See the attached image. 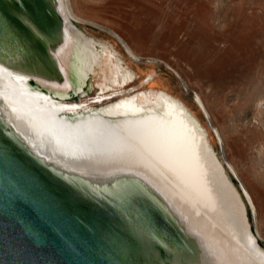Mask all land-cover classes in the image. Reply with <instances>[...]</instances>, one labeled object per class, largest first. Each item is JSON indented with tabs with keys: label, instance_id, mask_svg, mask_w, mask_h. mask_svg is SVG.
Listing matches in <instances>:
<instances>
[{
	"label": "bare ground",
	"instance_id": "bare-ground-1",
	"mask_svg": "<svg viewBox=\"0 0 264 264\" xmlns=\"http://www.w3.org/2000/svg\"><path fill=\"white\" fill-rule=\"evenodd\" d=\"M47 1L62 16L54 35L11 8L29 38L20 51L0 53V126L5 133L27 140L55 175L67 173L100 191L143 189L190 244L172 247L131 225L140 243L141 264H264V251L249 230L243 204L198 121L181 101L148 89L102 105L120 94L133 75L107 51L98 80L101 89L89 101L63 99L69 91H46L12 71L58 86L66 82L77 93L94 64L102 61L103 52L100 58L95 54L96 41L79 28L72 31L73 44L60 50L68 43L67 18L60 0ZM65 2L66 14L73 16L69 0ZM71 56L75 81L70 77ZM91 102L102 107L90 108Z\"/></svg>",
	"mask_w": 264,
	"mask_h": 264
},
{
	"label": "rangeland",
	"instance_id": "rangeland-1",
	"mask_svg": "<svg viewBox=\"0 0 264 264\" xmlns=\"http://www.w3.org/2000/svg\"><path fill=\"white\" fill-rule=\"evenodd\" d=\"M60 5L68 24V43L60 50L73 44L72 31L79 28L96 41L99 58L103 52L82 91L12 71L46 91H69L63 99L89 101L101 89L107 51L133 75L120 94L90 108L148 89L181 101L201 126L264 251V0H69L73 16L66 14L65 0ZM69 70L75 81L73 57Z\"/></svg>",
	"mask_w": 264,
	"mask_h": 264
},
{
	"label": "water",
	"instance_id": "water-1",
	"mask_svg": "<svg viewBox=\"0 0 264 264\" xmlns=\"http://www.w3.org/2000/svg\"><path fill=\"white\" fill-rule=\"evenodd\" d=\"M11 8L50 35L61 25L47 0H0V53L20 51L29 38ZM38 156L0 126V264H141L131 225L172 247H189L143 189L96 190L53 174Z\"/></svg>",
	"mask_w": 264,
	"mask_h": 264
}]
</instances>
